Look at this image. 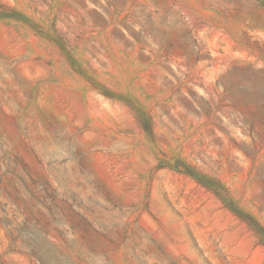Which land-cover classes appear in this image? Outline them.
<instances>
[{
  "label": "rangeland",
  "instance_id": "374dc122",
  "mask_svg": "<svg viewBox=\"0 0 264 264\" xmlns=\"http://www.w3.org/2000/svg\"><path fill=\"white\" fill-rule=\"evenodd\" d=\"M0 264H264V0H0Z\"/></svg>",
  "mask_w": 264,
  "mask_h": 264
}]
</instances>
